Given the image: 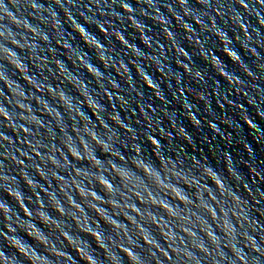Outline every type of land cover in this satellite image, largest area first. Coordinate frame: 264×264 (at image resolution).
<instances>
[{
  "label": "water",
  "instance_id": "water-1",
  "mask_svg": "<svg viewBox=\"0 0 264 264\" xmlns=\"http://www.w3.org/2000/svg\"><path fill=\"white\" fill-rule=\"evenodd\" d=\"M2 2L7 5L12 15H3L0 18V30L11 29L16 34V39L22 44L25 40L35 44L36 50L33 53L27 47L15 48L28 69H22L20 73L6 60L0 59V76L7 75L11 79L0 80V106L6 107L17 117L10 124L0 116V175L14 177L13 187L18 188L24 196L23 203L21 197H8L6 185L0 180V203H8L21 217L28 215L24 212L25 206L33 211L40 206L36 192H39L45 204L49 203L47 193L39 187L36 188V185H27L22 178L24 175L49 191H57L60 198L64 199L58 188L61 182L53 178L51 166H46L50 149L61 148L67 152L64 148L67 137L61 130V124L46 112L42 113L38 104L40 102L36 99L30 100L32 110L47 127L26 124L18 118L21 110L14 103L10 104L5 99V94L9 92L7 88L9 85L17 89V95L19 94V86L13 84V80L19 83L26 95L42 97L53 107L59 106L49 86L57 91L63 90L74 100L85 99L78 88L64 78L62 66L65 65L73 75L78 76L87 85V91L92 95L93 101L100 105L98 114H94L96 109H91L87 104L83 105L82 111L96 125L95 130L102 138L107 139L111 135L116 148L128 157H131L134 154L133 150L136 149L139 150L140 157L146 161L158 162V158L163 157L169 168L174 166V170L182 172L188 180L197 179L201 183L207 180L212 185L210 179L215 182L216 177L205 168H211L219 173L229 192L240 198L244 214L250 220L241 221L244 226L238 229V234L240 231H247L256 236L257 241L264 247V23H261L264 21V6L258 3V0H244L248 5L247 9L241 6L240 0H210L207 3L205 0H186L185 5H181L178 0H153L155 8L150 7L145 0H123L131 6L132 13L121 7L122 0H59V2L2 0ZM156 10L159 16L156 15ZM51 12L57 14L56 19L60 22L58 30L53 27ZM69 14L104 46L107 63L99 58V50L89 44L90 41L86 43L81 36L83 34L74 29ZM132 18L136 24L132 22ZM197 19L203 24L196 23ZM26 23L46 34L47 41L29 31L25 27ZM213 23L217 29L226 33L228 42L222 41L215 33ZM241 23L247 26L251 40L247 39ZM101 27L106 31H102ZM117 34H121L131 47L122 43ZM2 43L0 38V45ZM62 44L70 45L71 51L62 47ZM133 48L137 51H133ZM226 48L235 51L240 60H233L226 53ZM80 57L85 63L97 68L102 78L90 75L86 66L78 62ZM148 80H151L152 86H149ZM39 85L45 86L43 92H40ZM59 111L63 114L62 123L66 127L67 135L73 137L79 145L74 129L82 130L87 121L80 116L73 120L71 114L63 107H59ZM249 120L255 125L254 128L246 122ZM101 121L109 128L101 127ZM24 125L31 129L30 133L20 129ZM3 136L7 139H3ZM153 139L158 143V148L151 142ZM32 145L36 147L33 148ZM37 151L45 157L44 160L36 154ZM56 155L59 158V153ZM12 156L17 160H13ZM95 156L107 162L108 157L99 146L95 148ZM68 160L71 162L70 167L55 171L69 182L70 173H73L74 169L94 171L90 169V162L87 159L75 160L68 156ZM18 161H23V164H19ZM37 166L44 169L47 179ZM172 182H178L181 186L188 183L186 180L178 181L175 176L172 177ZM200 187L203 189L202 185ZM217 188L224 194L219 184ZM195 189L196 186L193 185L187 194L191 196ZM95 190L101 196L105 195L99 185L95 186ZM212 190L216 192L217 198L224 202L225 207L233 208L239 204V201L230 194L228 199L222 197L215 185H212ZM203 191L207 195L211 189L205 188ZM178 193V189L172 190L173 198L185 203ZM72 194L81 207H76L71 200L68 201V205L78 214L79 221L71 214L60 217L51 205L47 209L53 217L66 221L73 234H78L69 239L61 233L64 243L57 237L56 246L66 254L61 257L59 253H54L58 256L55 259L59 264H78L79 257L76 251L80 253L81 247L88 252L92 251L86 241L96 249L93 237L80 232H87V227L81 229L80 224L83 222L87 225L91 218L100 221L99 231L104 233L106 239L111 238L116 242H120L125 227L134 239L136 234L143 238L147 235L141 231L140 224H143L159 241L162 250H167L170 254L168 260L164 251L158 249L156 256L162 264H197V261L198 264H214V260L217 259L219 264H228L227 260L232 256L230 249L224 248L222 251L224 258H218L216 249L212 248L211 242L207 240V232L211 231L207 228L208 225H212V230L221 240L224 239L222 230L215 224L216 217L212 208L201 205L200 208L193 206L194 208L188 207L183 210L186 214L189 213L193 224L198 223L202 230L207 228L206 235L197 229L199 233L197 240L203 241L204 238L203 242L210 247V254L206 255L192 246L190 233L181 228L184 226L182 223L187 221L177 223L171 220L176 218L173 217L172 209L165 208L151 197L146 204L140 196L132 193L131 202L136 203L135 207L131 206L130 202L118 208L109 201L111 208L108 204H103L104 200H98L90 193L88 199L92 201L91 204L85 201L83 194L78 195L75 192ZM197 199L199 200V196ZM209 199H212L211 194ZM52 205L59 209V205L54 201ZM68 205L65 204V207ZM100 205L109 212L101 211ZM68 211L71 213L72 210ZM112 211L118 215L116 219L126 225L121 224L117 227L112 224L109 219ZM193 211L203 217H191ZM216 211L220 212V205H216ZM86 213L88 219L85 218ZM158 218L163 219L166 225H170L176 235H184L182 238L187 247L182 251H191L193 259L189 260L171 251L168 244L171 234L164 236L160 223H157ZM232 221L237 222L235 217ZM92 223L90 226L95 227V223ZM8 224L7 217L0 214V231H11ZM15 226L13 224V227ZM17 234L22 236L23 232L17 228ZM79 236L86 241H81ZM208 239L211 240V236H208ZM137 243L142 245L137 251L141 252L145 264H157L156 258L150 254L152 249L144 245L143 240H137ZM239 243L243 247L242 239ZM67 244L70 246L67 247ZM0 247H7L3 235H0ZM245 250L250 256L255 255L250 248ZM95 254L101 259L105 256L101 249H96ZM80 264H84V261L80 260ZM104 264H108V261H104ZM260 264H264V256L260 257Z\"/></svg>",
  "mask_w": 264,
  "mask_h": 264
},
{
  "label": "clouds",
  "instance_id": "clouds-1",
  "mask_svg": "<svg viewBox=\"0 0 264 264\" xmlns=\"http://www.w3.org/2000/svg\"><path fill=\"white\" fill-rule=\"evenodd\" d=\"M57 2H59V0H57ZM178 2L181 5L186 4V0H178ZM205 2H210V0H205ZM145 3H147L150 7L155 8L153 0H145ZM240 3L245 9L248 8V5L244 2V0H240ZM258 3L264 6V0H258ZM33 7L37 8L36 5H33ZM121 7L129 13L133 12L131 6L123 2V0ZM0 14H2L0 15V18H2L3 15H12L7 5H5L2 0H0ZM156 15L159 16L158 10H156ZM257 15H260L259 12H257ZM50 16L52 17L54 29L58 30L60 28V22L56 19L57 14L55 12H51ZM177 19H179V17H177ZM69 20L71 21L74 29L76 31L78 29V32L83 34L81 36L85 42L89 43L90 41L89 44L93 45L95 49L99 50V58L107 63V60H105L104 56V46L100 44L93 36H91L87 30L70 14ZM132 22L136 24L134 18H132ZM237 22H239V20ZM196 23L203 24V22L199 19L196 20ZM261 23H264V21H261ZM204 26L207 27L206 25ZM25 27L34 35L39 36L40 38L43 37V40L47 41L48 37L46 34L41 33L38 29L32 27L30 24L26 23ZM185 27L191 31L187 24H185ZM241 27L244 29L247 39L251 40V36L247 31V26L241 23ZM101 30L106 31V29H103L102 27ZM213 30L222 39V41L228 42L226 33L217 29L214 23ZM117 35L121 42L128 46L127 42L124 40V37L121 34ZM169 35H171V33H169ZM86 37L88 38L87 40ZM0 38H2L3 41L2 45H0V59L6 60L19 73L22 69L28 70L20 54L15 51V48L24 49L27 47L33 53H35L36 45L28 43L27 40H25V42L22 44L20 40L16 39V34L8 28L0 30ZM145 42L147 43V40H145ZM9 45H11V47ZM61 46L67 48L69 52L71 51L70 45L62 44ZM250 50L254 51L253 49ZM133 51L137 50L133 48ZM226 53L233 60H240V57L235 51L226 48ZM78 62L83 64L84 67L86 66L85 68L90 75L95 78H102V74L99 72V70L90 63H85L82 57H80ZM121 67L123 66L121 65ZM62 68L64 78L72 83L74 87L78 88L80 94L84 96L85 99L74 100L63 90L57 91L51 86L48 88L52 90V94L56 99L57 105L59 107H63L68 114H71V118L73 120L76 116H80L87 121L82 130L74 129V131L77 132L79 145H77V142L75 139H73V137L67 135L66 127L62 123L63 114L59 111V107H53L42 97L26 95L25 92L21 90V86L17 81L12 80V83L19 86L20 91L18 95L17 89L12 88L10 85L7 86L9 92L5 94V99H7L10 104L14 103L15 106L21 110L18 118L25 121L26 124L47 127V125H45V123L33 112L30 103L31 99H36L37 102H40L38 104L41 106L42 113L46 112L52 119H55L61 124V130L65 132L67 137L64 143V148L67 149V152L61 148H52L50 149V153L46 158V166H51V174L53 178L61 182L58 185V188L59 192L63 193L64 199L60 198V195L57 193V191H49L48 189L38 185L36 181L29 178L27 175H24L22 178L27 185H36V188L39 187L40 189H43L45 193H47L49 203L45 204L39 192H36L35 195L40 199V206L36 207L35 211L29 209L28 206H25L24 212H27L28 215H24V217H21L19 213L15 211L8 203H0V214H2L3 217H7L9 221L8 228L11 229V231H0V235H3L7 241L6 248L0 247V264H59V261L55 259L58 256L54 253H59L61 257L66 254L64 250H61L56 246L57 237L64 243L65 241L60 235L61 233H63V236L69 237V239H71L73 236H78V234H73L71 227H67L68 223L66 221L60 220L57 217H53L50 212L47 211V209L49 205H51L53 210L59 213L60 217H67V214H71L72 216L76 217V220L79 221L80 217L78 214L68 205V201L71 200L76 205V207H81V204L76 202L72 194L73 192L77 193L78 195L83 194L87 203H92V201L88 199V195L90 193L91 196L96 197V199L104 200L105 203L103 204H108L110 207L111 204H115L118 208L123 207L132 201V193L140 196V198L146 204H148L149 197H151L153 201L163 204L165 208L172 209L173 217L178 219L173 218L171 220L176 221L177 223L187 221V223H182L184 226L181 228H183L185 232L190 233L191 239L193 241L192 246L198 249L200 252L208 255L210 254V247L208 244L203 242L205 241L204 238L203 241L197 240V236L199 235L197 229L205 234L207 232V228H210L211 231L207 232V235H205L207 240L211 242V245L213 246L212 248L216 249V256L218 258L223 259L224 257L222 256V251L224 248H228L232 253L231 257L228 256V264H260V257L264 256V247H262L261 243L257 241L256 236L252 235L251 233L247 231H240L238 234V229H242L244 226V223H241V221L250 222V220L244 214V208L240 198L234 193L229 192L224 180L220 178L219 173L213 171L211 168H205V170L210 171L213 176L216 177L215 182L210 178L208 179L212 181V185H215L216 190L222 197L228 199V194H230L239 201V204H236L233 208L224 206V202L217 198L216 192L212 190V185H210L207 180H204L203 183L197 179L188 180L182 174V172L175 171L174 166L173 168H169L168 162H166L163 157H159L158 162L146 161L140 157L138 149L133 150L134 154L131 157L124 155L116 148L112 136H108L107 139L102 138L101 135L95 130L96 125L93 124L90 118L87 117L82 111V107L85 104H87L91 109H96L94 114H98L100 109V105L93 101L92 95L87 91V85L84 84L78 76L73 75L65 65L62 66ZM125 70L127 69L125 68ZM223 74L227 75V73ZM25 75H27V71L25 72ZM29 78L31 79L30 76ZM0 80L7 81L11 79L7 75H4L0 76ZM147 82L149 86H152L151 80H148ZM39 88L40 92H43L45 86L39 85ZM21 97L23 98L21 99ZM0 116H2L10 124H12L13 120L17 119V117L13 116L12 113L9 112L4 106H0ZM246 122L251 127H255V125L250 120ZM89 125L92 126L89 127ZM100 126L105 129L109 128V126L103 123V121H101ZM20 129H23L26 133L31 132V129L25 125ZM3 139H7V137L3 136ZM151 142L153 145L155 144V147H159L158 143L154 139ZM96 146H99L100 150L107 155V162L102 161L95 156ZM32 147L35 148L36 145H32ZM56 153H59V158L57 157ZM36 154L41 156L42 160L45 159V157H43L38 151ZM68 156L73 157L75 160L87 159L90 162V169H94V171L80 168L74 169L73 173H70L71 182H69V180L60 175L58 171H55V169L70 167L71 162L68 160ZM11 158L13 160H17L15 156H12ZM18 163L23 164V161H18ZM161 165L163 166L162 168ZM227 168L228 165L226 164V169ZM37 169H39L43 177L47 179L44 169L40 166H37ZM162 171L164 174H162ZM173 176L177 177L178 181L186 180L188 183H186L184 186H181L178 182L173 183ZM0 180L4 181L6 185L5 191L7 196L11 198L14 196L21 197V203H23L24 196L22 192L18 188L13 187L15 178L8 175H0ZM86 181L87 183H85ZM217 184H219L220 188L224 190V194H222L217 188ZM88 185H92V187H88ZM96 185L100 186L101 190L105 193L104 196H101L95 190ZM193 185L196 186V189L190 196L187 193L191 190ZM201 185L203 186V189L207 188L208 190L211 189V191H208L207 195H205V192L200 187ZM50 187L51 184L49 183V188ZM174 189L179 190L178 194L182 197L185 203H182L181 200L173 198L172 190ZM77 190H79V192ZM209 194H211L212 199H209ZM197 196H199V200L197 199ZM193 197H195V199H193ZM53 201L55 204L59 205L58 210L57 208L53 207ZM109 201H111V204ZM172 201H176L177 203H172ZM213 201L215 203H213ZM65 204L68 205L67 208L65 207ZM102 205L99 206L100 210L103 212L107 210L109 212V210L102 207ZM149 205L151 206V204ZM181 205L184 207H181ZM201 205L206 208H212L213 215L216 217L215 224L223 232V240H221L219 238L220 236L212 230V225H208L207 228L202 230V226L198 223L193 224V220L190 218L189 213L186 214V212L183 211L188 207L194 208L193 206H195V208L196 206L200 208ZM216 205H220L219 213L216 211ZM93 206L95 207L96 205ZM131 206L135 207L136 203L131 202ZM68 209L72 210L71 213L68 211ZM81 210L83 211V208H81ZM113 215H115L114 211L111 212V217H109L112 224L117 225V227H119L121 224H124L123 222L116 219L118 215H115V218H113ZM87 216L88 214L86 213V219H88ZM192 216H196L197 218L203 217V215H199L195 211L192 212L191 217ZM233 217L236 218V223H233ZM154 218H156V215H154ZM90 221L91 222L87 223V225L81 222V229L87 227V232H80H84L86 235L93 237L94 241L96 242V249L103 250L105 252V256L103 259L98 257L95 254L96 249H93L90 243L84 240L83 237L79 236L81 241H86L92 251L88 252L84 247L80 248V253H83L84 255H81L76 251L79 260H77L76 257L74 258L78 261V264H80V260L84 261V264H104V261H108V264H125V260H127V264H145V260L141 255V252L137 251V248L142 247V245L137 243V240H143L144 245H147L150 249H152L150 254L156 258L157 264H162V262L159 261V257L156 256L158 249L159 251H164L167 259H170L169 252L167 250H162L159 241L155 239V236L149 231L148 228H145L143 224H140L141 231L147 233V235L143 236V238L136 234V238L134 239L133 235L129 234L128 229L125 227V233L121 236L120 242H116L111 238L106 239L104 233L99 231V228H101L99 220L91 218ZM161 221H163V223H161ZM92 222L95 223V227L90 226L93 225ZM105 223L107 222L105 221ZM157 223H160L161 230L164 231V236L171 234V240L168 243L171 251L177 253L178 256L186 257L189 260L193 259V253L191 251H182L183 248L187 247L185 240L182 238L184 235H176L173 228L170 225H166L163 219L158 218ZM13 224L16 226L13 227ZM188 225H191V227ZM197 225H199V228ZM45 227L47 228V231H45ZM17 228L23 232L22 236L17 234ZM9 233L12 234L10 235ZM50 233H55V235H49ZM56 233H58V235H56ZM125 236L127 239H125ZM208 236H211V240L208 239ZM241 239L244 241L243 247H241L239 243ZM177 244L179 246H177ZM69 246L70 245L67 244V247ZM249 248L251 249L252 253H255V255H249V252L245 250ZM8 249H14V251L10 252ZM214 264H219V260H214Z\"/></svg>",
  "mask_w": 264,
  "mask_h": 264
}]
</instances>
